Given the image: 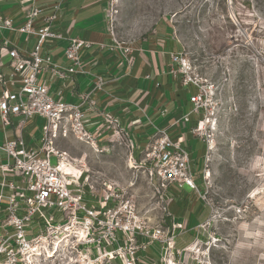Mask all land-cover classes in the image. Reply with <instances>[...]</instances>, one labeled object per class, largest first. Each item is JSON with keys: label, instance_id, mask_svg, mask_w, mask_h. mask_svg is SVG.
Wrapping results in <instances>:
<instances>
[{"label": "rangeland", "instance_id": "obj_1", "mask_svg": "<svg viewBox=\"0 0 264 264\" xmlns=\"http://www.w3.org/2000/svg\"><path fill=\"white\" fill-rule=\"evenodd\" d=\"M115 23L122 47L171 38L174 52L213 86L207 111L191 115L192 128L203 120L212 140L207 187L201 181L205 145L192 135L186 147L199 193L174 189L171 205L150 182L142 155L122 138L104 150L68 135L56 148L98 189H119L147 230L160 229L168 239L172 215L182 225L173 255L151 245L142 254L149 263L141 264H264V0H119Z\"/></svg>", "mask_w": 264, "mask_h": 264}, {"label": "built area", "instance_id": "obj_2", "mask_svg": "<svg viewBox=\"0 0 264 264\" xmlns=\"http://www.w3.org/2000/svg\"><path fill=\"white\" fill-rule=\"evenodd\" d=\"M104 1L109 48L118 50L129 62V49L122 47L114 35L119 0ZM59 11L60 4H55L48 13L33 7L18 28L12 27L11 20L0 17V29L37 38L35 50L28 55H21L15 48L6 49L10 74L0 78V86L4 87L0 92V132L4 137L0 143V264H141L142 260L148 262L146 254L144 257L142 254L151 245L173 255L174 236L182 229L181 224L172 222L167 230L171 232L168 239L160 229L147 230L135 205L119 189L107 185L98 189L89 177H84V170L76 161L56 148L57 140L68 135L97 148L94 135L85 125L82 108L88 104L89 96L105 85L98 78L79 105L63 100V91L72 78L85 74L80 54L92 44L86 39H70L64 50L70 65L65 68L57 65L49 54L41 55L39 50L45 43L63 39L52 29ZM38 20L40 26H36ZM46 72L60 81L55 92L48 80H41ZM168 73L187 90L189 115L197 117L207 111L213 86L204 84L194 74L183 53L169 54ZM9 83L17 88L14 100ZM15 117L19 118L16 122ZM36 119L45 122L40 137L35 139L33 134L25 138L23 131ZM203 122L198 121L191 135L205 145L201 181L206 188L210 178L208 155L213 147L212 140L205 136ZM9 129H14L11 136H7ZM141 155L150 182L162 200H168L165 196L170 188H188L199 193L192 153L181 135L172 138L166 131H159ZM52 157L56 158L55 165L51 164ZM63 162L78 168L79 173L65 172Z\"/></svg>", "mask_w": 264, "mask_h": 264}, {"label": "crops", "instance_id": "obj_3", "mask_svg": "<svg viewBox=\"0 0 264 264\" xmlns=\"http://www.w3.org/2000/svg\"><path fill=\"white\" fill-rule=\"evenodd\" d=\"M55 4H60V11L52 29L58 31L63 39L45 43L39 53L49 54L57 65L65 68L70 65L64 57L70 39H86L92 44L89 50L80 54L85 74L72 78L63 91V100L79 105L82 97L93 90L98 78L105 83L102 90L89 96L88 104L82 108L85 125L94 135L96 147L107 150L109 147L106 144L122 138L132 152L141 155L143 148L159 131H166L172 138L181 135L188 146L192 142L189 136L194 122L193 116L189 115L187 90L168 73L169 54L174 52L168 42L171 38L165 37L163 42L153 37L126 46L129 49L128 62L118 50L111 51L109 48L111 43L104 0H0V17L11 20L12 27L18 28L25 23L31 8L39 7L48 13ZM36 46V36L0 29V78H7L10 74L7 67L10 57L6 49L15 48L21 55H28ZM41 80H48L54 92L60 84L48 72L41 76ZM3 90L4 87L0 86V92ZM9 90L14 100L16 86L9 83ZM13 120L16 122L19 118ZM42 122L41 119L30 122L23 131L24 137L30 138L34 134L35 139L39 138ZM13 132L14 129H9L7 136L13 135ZM1 136L0 143L4 140ZM179 192L186 193L184 189ZM166 198L167 204H174V188L168 190ZM172 219L174 222V215Z\"/></svg>", "mask_w": 264, "mask_h": 264}, {"label": "bare ground", "instance_id": "obj_4", "mask_svg": "<svg viewBox=\"0 0 264 264\" xmlns=\"http://www.w3.org/2000/svg\"><path fill=\"white\" fill-rule=\"evenodd\" d=\"M62 166H63V170L67 173H72V174H78L79 173V169H77L74 166L67 164L66 162H63Z\"/></svg>", "mask_w": 264, "mask_h": 264}]
</instances>
